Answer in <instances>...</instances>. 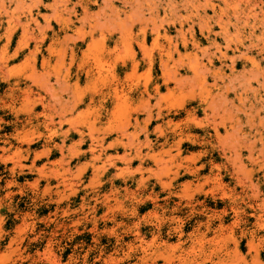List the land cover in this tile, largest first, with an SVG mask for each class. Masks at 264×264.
I'll return each mask as SVG.
<instances>
[{"label":"rangeland","instance_id":"374dc122","mask_svg":"<svg viewBox=\"0 0 264 264\" xmlns=\"http://www.w3.org/2000/svg\"><path fill=\"white\" fill-rule=\"evenodd\" d=\"M21 1L17 9L16 0L0 1V16H4L0 51L12 32L13 51L24 32L30 37L46 26L41 17L40 26L28 20L36 1ZM43 1L42 14L54 19L56 30L55 12L66 23L73 22L67 30L71 40L54 44L50 52L45 47L49 61L45 65L41 57L36 62L30 59L34 42L8 64L0 53V264H264V205L260 203L264 189L255 197L239 183L232 169L223 166L221 151L202 143L201 130L196 132L201 137L186 141L180 152L176 146L169 147L185 126L189 95L209 97L211 86L200 89L191 79L182 87L162 86L156 94L153 87L163 80L159 64L149 71L145 67L135 73L115 72L123 61L130 68L133 51L141 59L142 35L147 33L151 43L152 29L157 26L164 32L173 15L163 8L159 15H151L148 6L158 0H116L114 12L104 9V0H99L85 17L79 9V20L62 10L64 0ZM249 1L256 7L251 19L264 20V0ZM249 1L227 0L223 6L230 13L242 9L245 17ZM4 3L11 6L7 14ZM142 17L148 21L142 22ZM170 27L169 35L175 39L177 30ZM261 29L262 25L257 32ZM112 30L116 43L106 53L103 39ZM242 35L231 28L233 41ZM73 41L80 43L73 68L98 62L95 75L77 79L65 73L71 61L67 42ZM243 70L240 66L236 71ZM226 73L231 75L230 70ZM181 75L190 73L181 71ZM146 85L152 97L144 99ZM231 116L228 123L234 120ZM197 120H204V114H197ZM167 149L172 152L166 153ZM207 149L210 152L202 157L200 152ZM218 172L222 181L205 180Z\"/></svg>","mask_w":264,"mask_h":264},{"label":"bare ground","instance_id":"6f19581e","mask_svg":"<svg viewBox=\"0 0 264 264\" xmlns=\"http://www.w3.org/2000/svg\"><path fill=\"white\" fill-rule=\"evenodd\" d=\"M35 1H36L35 8L38 10V12H35L34 7L33 8L30 7V9L31 8L32 9L29 10L28 20L35 22L37 25H39L40 24L39 17H41L44 19L46 26L43 28L41 32H39V34L32 33L30 37L27 32H24L20 36L19 39L17 38L18 39L17 45L15 44L16 47L14 46L15 49L13 51L11 50V48L15 41L14 40L15 34L12 32L6 39L5 43L2 45V48L0 51V53H2L3 55L2 62H4L5 64L6 63L8 64L10 61L17 60L19 56H22V54L27 49L30 48L31 42H34L35 45H34V49L30 52V57H31L30 59H33V61L36 62L38 58L41 57L42 58L41 62L45 65L49 62L48 59L44 55L45 47H46V50L50 52L54 44L56 43L58 44L60 41H63V40L64 41L71 40V38L68 37L67 35L68 33L67 30L68 28H70V25L73 24V22L66 23L64 19L60 16V14L55 12L54 13L55 15H52V14L51 15L55 16L56 18L55 22L58 24V29L56 30L55 25L52 24V20L54 19H52L47 14L46 15L42 14L41 8L43 6H46L44 1L43 0H35ZM98 1L99 0H75V1L64 0V3L62 4V10L66 11L70 15H74L77 19L80 20L81 17L78 13L79 9H82L81 15L83 14V16L85 17L88 14H90V9H91L92 4H95ZM115 1L116 0H104L103 8L104 9L108 8L109 10L114 12L116 10ZM122 1L124 3L130 2V0H122ZM20 2L22 1L16 0L15 2L16 4L14 3L16 6V9H17V6L20 4ZM226 3H227V0H179V1L178 0H164V1L158 0V1H153L152 4L148 6V10L151 13V15H159L160 9L163 8L169 11L173 15L174 21L172 23H169V27L167 29H164V32H162L159 27L155 26L149 35L152 38L151 43H149L148 34L144 33L142 35L141 40L138 42V48L142 51L143 57L141 59H138L135 55L136 51L135 52L133 51L132 52L133 57L131 59L130 68L128 67V64L125 61H123L120 68L115 69L116 70L115 72H117L118 70H121L124 72L130 70L131 73H135L145 67H147L148 68L147 71H149V70L154 69L156 67V64H159L163 80H162V84H157L156 86L154 85L155 87H153V91L156 94L160 93L159 91L162 86H165L166 88L170 89L171 88L170 84L173 83L174 86L176 87H182L185 84H189V83L191 84V81H192L191 79H193L199 85V88L200 86H211L210 87L211 89H209L210 91L209 97L201 96L199 98V97H196L195 94H190V95L188 94L189 98L188 97L187 98L189 100L190 105H188L189 108L188 106L187 107L184 106V111L186 114V118L184 117L186 119L185 126H183V128L180 129L177 137L174 138V140L169 144V147L172 148L176 146L177 150L180 152L183 144L186 141H194L195 138H198L200 136V135H196V132L201 130L204 134L202 137L203 139L202 143L205 144V147L210 146L211 149L213 150H220L222 154V160H223L222 163H223V166L226 168V170L229 171V169H232L233 173L238 176L237 177V179H239L238 182L242 183V185L248 191H250V193L253 196L259 197L261 194L260 192L264 189V20L258 19L259 17L256 18L257 16L254 17V20L251 19L253 15H255L254 11L256 12V7L254 6L255 4H253L252 1H249L250 4L247 7L248 10L245 11L247 12L244 15L245 17L241 16L244 14L243 12H242L243 14L240 13V11H243L242 9L241 10L238 9V12L233 11L231 12L233 14H231L227 8H224ZM230 5L231 4H229V6ZM233 7L231 6V8ZM262 7L264 9V3H262ZM3 8L6 9L5 12L7 14L10 12L11 6H8L4 3L2 9ZM236 9H237V6H236ZM210 12H212V14H210ZM259 13H261V11ZM233 18L235 20H233ZM140 20L142 22L148 21L146 17H142L140 18ZM3 25H4V16H0V29L3 27ZM260 25H262V29H261V32L258 33L257 30ZM170 26L175 27L177 30V37L175 39H173L169 35V31H171ZM233 27L238 29V31L242 32L243 34L242 39H239L236 42L230 39V30ZM216 28H218L219 30ZM114 34H115V30H112L107 35H105L103 39L104 52L106 53H110L112 50L113 44L116 43ZM90 36L93 37V34L90 33ZM219 38H222L224 40L223 44L219 43L218 41ZM84 39L85 37L82 40L83 42L85 41ZM163 39L166 40L167 45L163 43L162 41ZM48 40L52 41L51 44L49 45L47 42ZM203 41L209 42V45L204 46ZM71 43L72 44L67 42V44H69L68 52L70 54L71 61L69 63L70 65L66 68L65 73L68 76H71L74 74L77 77V79L81 78L83 75H85L86 77H91L95 75L97 73V68L99 67L98 62H95V63L89 62L90 64H87L85 66H81L76 69L73 68L74 67L73 62H75L74 61L75 57L78 56V51L80 49V43L77 41H73ZM150 45H152L151 48H149ZM154 50H156L155 51L156 53H154ZM32 66H33V62H32ZM240 66H242L244 70L242 73L239 74L237 73L236 70ZM227 70L231 71V75L229 76L227 75L226 73ZM181 71H185L188 74L190 73V75L187 77H183L186 74L182 76ZM6 73L10 74L13 72H6ZM119 76L121 75L119 74ZM210 80H213V83L211 85H209ZM236 80H238L237 83H236ZM145 82L147 83V81ZM144 88L145 89L142 91V96L145 99V95H148V97L151 96V90L147 85ZM192 90L194 91V88ZM58 96L57 98H59ZM90 96L92 97V95ZM27 101L30 102V99L29 100L27 99ZM58 102H60V99ZM183 105H185V103ZM171 106L173 105L171 104ZM176 109L177 108H175V110ZM146 112H148L149 117L152 116V111L149 110ZM200 113L204 114V120L202 121L197 120V114H200ZM230 113L234 117V120L228 123L227 118L230 115ZM162 115H163L162 109L160 108L158 116L160 117ZM148 116L146 114V117ZM170 121H173V120H170ZM65 123H67V121ZM141 128L144 129L143 127ZM161 129H160V133H161ZM164 129L167 130V128H164ZM144 137H145V134H144ZM138 141H141V140L139 139ZM149 144H150V141H149ZM57 145L59 146V144ZM71 150L73 151V149ZM169 151L170 150L166 151V153ZM170 152H172V150ZM209 152L210 150L207 149L203 151L202 153L200 152V155H202L203 157ZM166 153H163V154H166ZM197 156L199 157V154ZM199 158H201V156ZM156 160L155 162H157ZM189 160L191 161L194 159H189ZM159 161H162V160H159ZM195 161H199V159H195L194 163ZM199 172H200V169H197V173ZM212 173H214L213 170H212ZM220 175L221 173L218 172V174H216L213 177H209V176L206 177L205 180L206 179L208 180L210 178L213 181L220 182L222 181L220 178ZM241 175L246 179V181L241 180L240 178ZM209 181H207L206 184ZM163 185L165 186V184ZM260 203L264 205V199H262ZM252 239L254 238L252 237ZM249 243L250 245H252L251 242ZM260 243H263V242H260ZM255 245H252V246H255ZM250 248L255 249V247L254 248L250 247ZM257 251H259L258 248L254 252H257ZM212 252L213 251H211V253ZM204 257H205V254H204ZM201 259H202V256H201ZM255 260H258V258L255 257ZM196 261L197 260H195L194 263H197Z\"/></svg>","mask_w":264,"mask_h":264}]
</instances>
